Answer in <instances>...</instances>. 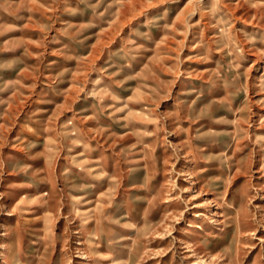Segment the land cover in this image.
I'll return each mask as SVG.
<instances>
[{
    "label": "rangeland",
    "instance_id": "rangeland-1",
    "mask_svg": "<svg viewBox=\"0 0 264 264\" xmlns=\"http://www.w3.org/2000/svg\"><path fill=\"white\" fill-rule=\"evenodd\" d=\"M0 264H264V0H0Z\"/></svg>",
    "mask_w": 264,
    "mask_h": 264
}]
</instances>
